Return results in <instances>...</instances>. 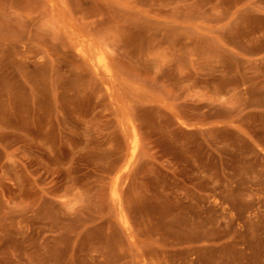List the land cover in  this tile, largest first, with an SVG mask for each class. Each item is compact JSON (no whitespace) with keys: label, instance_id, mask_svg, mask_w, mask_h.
Segmentation results:
<instances>
[{"label":"rangeland","instance_id":"obj_1","mask_svg":"<svg viewBox=\"0 0 264 264\" xmlns=\"http://www.w3.org/2000/svg\"><path fill=\"white\" fill-rule=\"evenodd\" d=\"M0 264H264V0H0Z\"/></svg>","mask_w":264,"mask_h":264},{"label":"bare ground","instance_id":"obj_2","mask_svg":"<svg viewBox=\"0 0 264 264\" xmlns=\"http://www.w3.org/2000/svg\"><path fill=\"white\" fill-rule=\"evenodd\" d=\"M100 55V54H99ZM98 56V55H97ZM106 58H104L103 56H100L99 58H98V61H97V67H99V69H102V70H104V71H106V72H109L110 71V69H109V67H108V65H107V62H106V60H105ZM136 148H137V138L135 137L133 140H132V155H131V157L134 155V153H135V151H136Z\"/></svg>","mask_w":264,"mask_h":264}]
</instances>
